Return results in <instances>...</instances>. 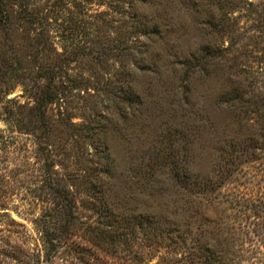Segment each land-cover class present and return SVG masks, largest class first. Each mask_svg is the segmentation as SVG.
<instances>
[{
    "label": "rangeland",
    "instance_id": "obj_1",
    "mask_svg": "<svg viewBox=\"0 0 264 264\" xmlns=\"http://www.w3.org/2000/svg\"><path fill=\"white\" fill-rule=\"evenodd\" d=\"M116 1L6 0L0 264H193L172 241L150 240L148 223L191 206L232 264H254L264 250V0ZM51 69L73 81L63 75L56 97L39 98L53 90ZM153 146L156 162H186L214 188L191 196L165 175L152 180Z\"/></svg>",
    "mask_w": 264,
    "mask_h": 264
},
{
    "label": "trees",
    "instance_id": "obj_2",
    "mask_svg": "<svg viewBox=\"0 0 264 264\" xmlns=\"http://www.w3.org/2000/svg\"><path fill=\"white\" fill-rule=\"evenodd\" d=\"M118 1L121 5H125V3L129 2L128 0H117L116 2ZM29 15H31V13H29ZM3 19H5L4 21L9 19V14L6 10V0H0V22ZM146 29L147 26H143L142 30L138 31L141 34L147 36ZM197 59L198 56L195 54H191L186 58L183 65L186 67L187 73H192V69L195 67V62ZM48 73L49 79L52 82L53 90H51V92L45 91L44 93H41L39 98H49V100H51L57 96L54 94V92L57 93V84L55 83V80H61L63 75L67 81H73V78H70V75H68L67 71H60L58 69H51ZM158 156L159 152L153 146L148 154L149 162H144L149 172V177L152 180H154L157 175H165L171 186L175 188V191H183L191 196H195L196 193L205 192V190L212 188L210 184H207V179L201 181L197 175L192 174L186 162H174V159H172L171 162H156ZM163 156L164 155H162V157ZM108 164L109 162H104L103 165H100L99 170L102 172V174L108 173ZM143 166L144 165H138L137 169H141ZM230 169V166L226 167V178L229 177L228 174ZM263 204L264 202L262 205ZM262 205L260 204L258 207L257 205L252 204L251 208L255 206L256 208H260ZM193 208L194 207L192 206L190 209L180 208L181 212L177 213L176 211H173L169 216L161 214L159 217L152 214L148 221L149 226L151 227L150 240L154 241L158 237L162 236L172 241L175 248L180 250L184 249V251H186L188 257L190 258V262L193 264H232V260L234 259V251L230 250V247L225 248L224 245L220 244L222 240L221 236L215 234L213 230L209 229V224L202 225L193 218L194 214H197V211ZM253 213L256 216L261 215L257 212ZM44 233L45 235H47V233H50L51 235V231L49 232L46 230ZM53 239V236H46L45 238L46 243L50 244V246H53ZM258 252L261 254V256L257 257V260L254 262V264H264V250L258 248ZM227 255L232 257L228 258Z\"/></svg>",
    "mask_w": 264,
    "mask_h": 264
}]
</instances>
